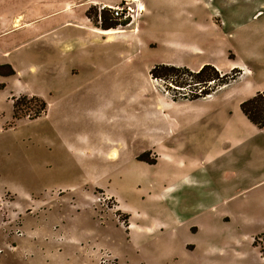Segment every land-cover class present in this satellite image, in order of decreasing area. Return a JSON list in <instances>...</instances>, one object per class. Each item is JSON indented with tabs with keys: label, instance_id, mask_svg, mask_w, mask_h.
I'll list each match as a JSON object with an SVG mask.
<instances>
[{
	"label": "rangeland",
	"instance_id": "374dc122",
	"mask_svg": "<svg viewBox=\"0 0 264 264\" xmlns=\"http://www.w3.org/2000/svg\"><path fill=\"white\" fill-rule=\"evenodd\" d=\"M62 1L0 0V264H264L260 228L227 219L221 136L264 88V0H148L109 38L62 25ZM199 62L241 74L178 101L149 76ZM22 94L46 112L13 119Z\"/></svg>",
	"mask_w": 264,
	"mask_h": 264
},
{
	"label": "crops",
	"instance_id": "0c3cea01",
	"mask_svg": "<svg viewBox=\"0 0 264 264\" xmlns=\"http://www.w3.org/2000/svg\"><path fill=\"white\" fill-rule=\"evenodd\" d=\"M110 1L112 0H65L59 4L58 8L51 10L49 14L60 12L63 15L62 25L72 26L82 32H89L101 37L109 38L110 35L124 37L126 33H133L135 29L130 28L132 22L126 25L125 30L118 29V27L112 30H102L95 27L86 17L85 11L88 7L91 5L99 6L102 3L111 4ZM143 4L144 12L139 18L140 21H138L140 28L143 17L150 11L148 0H143ZM75 8L80 9L78 18L76 17V11H74ZM102 31L112 32L102 34L100 33ZM80 38L83 40L84 37ZM201 65H203V62L197 63L190 69L197 70ZM64 71L65 69H62V72ZM223 128L221 132V136L223 135L222 140H228L227 144L233 147L227 152L230 153L229 163L235 190L232 195L234 204L232 205V211L227 213V219L230 221L235 220L238 228L257 227L260 228L259 233L264 232V128L256 127L243 114L236 115L228 120L226 118ZM227 170L225 169L223 172L224 177ZM227 200L222 199L224 203Z\"/></svg>",
	"mask_w": 264,
	"mask_h": 264
},
{
	"label": "trees",
	"instance_id": "16d2710c",
	"mask_svg": "<svg viewBox=\"0 0 264 264\" xmlns=\"http://www.w3.org/2000/svg\"><path fill=\"white\" fill-rule=\"evenodd\" d=\"M97 9V6L91 5L85 11L86 17L95 27L102 30H112L128 24L127 21L121 22L113 19L108 10L98 11ZM14 74L15 70L9 64H0V76L7 77ZM240 74L241 70L238 68L231 69L230 73H221L214 65L207 63L201 65L197 70H191L186 66L172 63H157L149 69L151 79L164 81L167 89L174 92L170 94L171 99L174 101L206 97L234 81ZM3 87L4 84L0 83V89ZM239 108L248 121L258 128H264V89L256 91L251 97L242 100ZM46 109V101L36 95L27 96L22 94L12 99L13 119H20L25 116L34 119L43 115ZM144 155H140L138 159H143ZM150 162H155V159L150 160ZM117 215L120 222L128 230L127 215L122 217L119 213ZM262 238L264 239V232L255 235L252 245L258 248L261 257L264 258V243H260Z\"/></svg>",
	"mask_w": 264,
	"mask_h": 264
},
{
	"label": "built area",
	"instance_id": "2783aa9c",
	"mask_svg": "<svg viewBox=\"0 0 264 264\" xmlns=\"http://www.w3.org/2000/svg\"><path fill=\"white\" fill-rule=\"evenodd\" d=\"M101 10H108L113 19L131 23L144 12V4L143 0H116L114 4H99Z\"/></svg>",
	"mask_w": 264,
	"mask_h": 264
},
{
	"label": "bare ground",
	"instance_id": "6f19581e",
	"mask_svg": "<svg viewBox=\"0 0 264 264\" xmlns=\"http://www.w3.org/2000/svg\"><path fill=\"white\" fill-rule=\"evenodd\" d=\"M103 33H111V31H104Z\"/></svg>",
	"mask_w": 264,
	"mask_h": 264
}]
</instances>
